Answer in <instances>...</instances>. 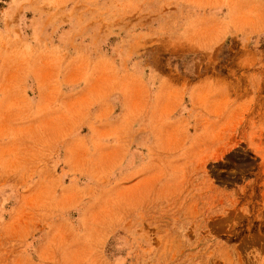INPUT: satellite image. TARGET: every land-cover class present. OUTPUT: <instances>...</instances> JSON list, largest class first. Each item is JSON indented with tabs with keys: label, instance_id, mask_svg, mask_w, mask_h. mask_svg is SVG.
I'll list each match as a JSON object with an SVG mask.
<instances>
[{
	"label": "rangeland",
	"instance_id": "1",
	"mask_svg": "<svg viewBox=\"0 0 264 264\" xmlns=\"http://www.w3.org/2000/svg\"><path fill=\"white\" fill-rule=\"evenodd\" d=\"M0 264H264V0H0Z\"/></svg>",
	"mask_w": 264,
	"mask_h": 264
}]
</instances>
